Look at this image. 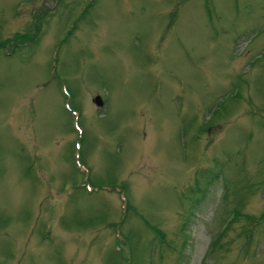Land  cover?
I'll list each match as a JSON object with an SVG mask.
<instances>
[{"label": "rangeland", "instance_id": "1", "mask_svg": "<svg viewBox=\"0 0 264 264\" xmlns=\"http://www.w3.org/2000/svg\"><path fill=\"white\" fill-rule=\"evenodd\" d=\"M0 264H264V0H0Z\"/></svg>", "mask_w": 264, "mask_h": 264}, {"label": "trees", "instance_id": "2", "mask_svg": "<svg viewBox=\"0 0 264 264\" xmlns=\"http://www.w3.org/2000/svg\"><path fill=\"white\" fill-rule=\"evenodd\" d=\"M237 216H239V215L234 214V217H233L232 219L229 220L228 224H230V223H232L234 220H236V217H237ZM241 216H242V215H241ZM243 217H244V218H242V219H243V220L245 219V220L247 221V217H248V216L244 214ZM246 221H245V223H247V225H248V224H255V221H253V219H249L247 222H246ZM251 221H252V222H251ZM228 224H227V225H228ZM248 231H249V232H248ZM155 233H156V230H155ZM243 233H245V234H246V237L249 238V236H250V230H246V229H245V230L243 231ZM157 234H158L159 236H162L161 232H158ZM217 235H218V234H216V236H217ZM213 245H214V243H211V246H213Z\"/></svg>", "mask_w": 264, "mask_h": 264}, {"label": "water", "instance_id": "3", "mask_svg": "<svg viewBox=\"0 0 264 264\" xmlns=\"http://www.w3.org/2000/svg\"><path fill=\"white\" fill-rule=\"evenodd\" d=\"M92 102L97 107H101L102 106V102H101V100H100V98L98 96L94 97Z\"/></svg>", "mask_w": 264, "mask_h": 264}]
</instances>
